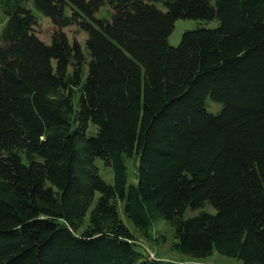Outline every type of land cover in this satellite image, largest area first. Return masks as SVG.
I'll return each instance as SVG.
<instances>
[{"label": "trees", "instance_id": "16d2710c", "mask_svg": "<svg viewBox=\"0 0 264 264\" xmlns=\"http://www.w3.org/2000/svg\"><path fill=\"white\" fill-rule=\"evenodd\" d=\"M179 19L216 27L172 47ZM118 201L184 257L264 264V0H0V264H171Z\"/></svg>", "mask_w": 264, "mask_h": 264}, {"label": "rangeland", "instance_id": "374dc122", "mask_svg": "<svg viewBox=\"0 0 264 264\" xmlns=\"http://www.w3.org/2000/svg\"><path fill=\"white\" fill-rule=\"evenodd\" d=\"M157 7L160 11L163 10V5L161 3L157 4ZM111 9L108 6H103L98 15L105 16ZM200 27H208L214 28L216 27L215 21L203 22L196 20H183L179 19L176 21L174 25V30L172 34L168 38V43L172 47H176L181 39L182 34L187 30H194ZM54 31V28L49 24L48 21L41 22L40 26L37 29V33L41 40L45 43H49L51 39V35ZM64 32L68 36V39L71 43L74 41L78 42L81 50H84V44L86 41V34L80 31L77 27H69L64 29ZM96 166L99 167L101 177L106 183H112V174L109 169H106L103 163L99 160L95 161ZM126 167H127V185L136 183V159L133 157L131 159H126ZM123 203L120 201L117 202L116 208L117 212L120 216L121 222L125 227L129 229L132 233L135 241L136 248L148 255L150 258H154L163 262L171 263V264H243L240 261L228 258L219 255L216 251H213L212 255L203 258V259H191L188 257H184L177 252H175L172 248L173 246V229L166 223L161 222L154 226L147 234H143L138 232L133 224L125 217L123 213ZM208 211H212L210 208H206ZM199 212L187 211L184 214V217H192L197 215ZM86 225L88 224V218L85 219ZM79 233H81L79 231Z\"/></svg>", "mask_w": 264, "mask_h": 264}]
</instances>
